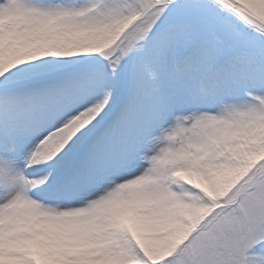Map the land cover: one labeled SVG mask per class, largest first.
Returning <instances> with one entry per match:
<instances>
[{
  "label": "snow or ice",
  "instance_id": "1",
  "mask_svg": "<svg viewBox=\"0 0 264 264\" xmlns=\"http://www.w3.org/2000/svg\"><path fill=\"white\" fill-rule=\"evenodd\" d=\"M0 264H264V0H0Z\"/></svg>",
  "mask_w": 264,
  "mask_h": 264
}]
</instances>
